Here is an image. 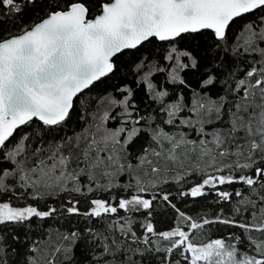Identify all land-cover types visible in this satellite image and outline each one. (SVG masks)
<instances>
[{
	"label": "snow or ice",
	"instance_id": "6c2138e0",
	"mask_svg": "<svg viewBox=\"0 0 264 264\" xmlns=\"http://www.w3.org/2000/svg\"><path fill=\"white\" fill-rule=\"evenodd\" d=\"M152 254L264 264V0H0V264Z\"/></svg>",
	"mask_w": 264,
	"mask_h": 264
},
{
	"label": "trees",
	"instance_id": "16d2710c",
	"mask_svg": "<svg viewBox=\"0 0 264 264\" xmlns=\"http://www.w3.org/2000/svg\"><path fill=\"white\" fill-rule=\"evenodd\" d=\"M131 79V77H129ZM158 79L162 80L163 77H158ZM95 95V93H93ZM73 130L79 131L80 129L73 125L72 127L66 128L65 134L71 135ZM198 176L191 177L192 182L194 183L196 180H198ZM178 187V186H174ZM187 187V185H185ZM215 197L209 196L207 198H184V200H178L177 204L181 208L182 211H185L187 215L192 216L193 218H196L198 216H203L207 213L216 212L218 206L214 202ZM19 203H23L22 201ZM225 211L227 212L228 209L231 207V205L225 204ZM121 215H124V213H120ZM137 221H142V217H136ZM48 223L52 224L53 232H52V238H55V229H59L61 231H67L69 227H84L85 222L80 219L77 220V218L72 219V223L69 225L66 222L61 221L60 223H56L54 221H49ZM153 223L156 225L157 231H167L170 230L172 227L175 226V220L173 219V214L171 212L167 213L166 215H158L153 217ZM183 226V225H182ZM138 232L142 231V229H137ZM224 234L223 229L220 231H213L212 237L215 238L216 236ZM207 237V233H201L197 231L195 234V239L199 241L205 240ZM155 239V238H154ZM59 258H57L58 260ZM151 259L153 260L154 264H158V257L155 254H152ZM137 264H140V260L137 259Z\"/></svg>",
	"mask_w": 264,
	"mask_h": 264
},
{
	"label": "flooded vegetation",
	"instance_id": "af4514ba",
	"mask_svg": "<svg viewBox=\"0 0 264 264\" xmlns=\"http://www.w3.org/2000/svg\"><path fill=\"white\" fill-rule=\"evenodd\" d=\"M15 206V205H14Z\"/></svg>",
	"mask_w": 264,
	"mask_h": 264
}]
</instances>
